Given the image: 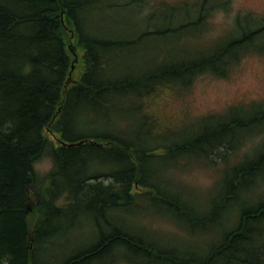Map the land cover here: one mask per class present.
Segmentation results:
<instances>
[{
  "label": "trees",
  "instance_id": "16d2710c",
  "mask_svg": "<svg viewBox=\"0 0 264 264\" xmlns=\"http://www.w3.org/2000/svg\"><path fill=\"white\" fill-rule=\"evenodd\" d=\"M133 5L132 11L143 7L141 0H0V264H264V201L225 222L231 230L214 229L222 241L207 251L190 247L193 228L217 222L247 176H264V147L245 160L209 213L184 203L179 181L148 169L155 160L181 169L186 158L225 159V148L231 153L240 143L236 131L262 127L264 112L226 124L225 117L209 116L185 136L160 130L142 109L199 74H225V59L252 47L264 30L239 35L199 60L145 64L119 77L114 63L160 32L136 23L134 31L114 35L111 25L130 24L115 7ZM194 6L196 19L181 30L201 29L214 9ZM78 49L83 56L75 63ZM45 156L53 168L41 177L35 165ZM155 219L176 224L184 240L159 242L163 231L148 227Z\"/></svg>",
  "mask_w": 264,
  "mask_h": 264
},
{
  "label": "rangeland",
  "instance_id": "374dc122",
  "mask_svg": "<svg viewBox=\"0 0 264 264\" xmlns=\"http://www.w3.org/2000/svg\"><path fill=\"white\" fill-rule=\"evenodd\" d=\"M120 1L124 0H115L116 3ZM141 1L143 7L137 11H132L137 9L136 5L115 7L116 16L120 15L119 19L124 16L129 19L130 24L115 23L110 26L112 32L114 35L118 32L128 33L127 27L134 31L136 23H140L139 29L145 26L160 32L147 38L143 43L145 46L141 45L131 55L124 53L125 57L114 63L116 70L121 68V71L116 72L119 77L126 75L132 67L140 69L146 66L145 64L155 69L170 62L199 60L239 35L255 32V36L258 29L264 30V0ZM202 3L207 4L209 9L210 5L214 6L207 14V18L205 17V26L201 29L181 30L184 22L196 19L198 13L194 12V5ZM185 7L187 9H184ZM96 16L95 14L92 17ZM70 34L71 43L76 45L77 37L71 31ZM261 42L263 46L259 45ZM74 55L77 63L83 52L78 49V54ZM229 56L233 58L228 57L229 62L225 59L227 63L225 74L217 75L210 72L199 74L188 87L166 89L148 103L145 101L142 109L157 118L160 130L177 129L180 135L185 136L190 132L193 135L198 122L209 116L225 117L226 124L233 117L241 116L245 121H249L255 111L264 112V34L249 49L237 50V53ZM80 73V70L77 71V75ZM236 133L241 134L238 139L242 143L240 142L238 148L231 153L225 148V159L216 157L202 162L196 158L192 161L186 158L180 162L181 169H174L165 162L155 160L149 163L148 169L163 171L165 177L179 181L178 193L184 203L197 211H200L198 207L202 206V211L209 213L212 204L218 202L224 193L226 196L245 160L246 163L250 162L254 158L252 156L260 151V147L261 149L264 147V125L261 127V123L238 129ZM228 139L233 143V147L237 145L236 138L231 136ZM52 168V160L47 156L36 164V172L41 177L46 176ZM242 182L234 193V199L221 212L217 222L208 226L192 227L191 249L201 247L205 252L213 244H218L222 241V232L214 229L220 230L223 225L225 232L231 230V225L225 227V222L234 221L235 216L240 218L247 208L264 201V176L261 177L260 172L251 173ZM148 227L152 230H162L168 235L163 239L164 235L156 234L159 242L163 244H177L184 240L183 231L167 220L149 221ZM250 256L254 261L257 259L255 252ZM116 264L129 263L120 260ZM218 264L232 263L226 259Z\"/></svg>",
  "mask_w": 264,
  "mask_h": 264
},
{
  "label": "bare ground",
  "instance_id": "6f19581e",
  "mask_svg": "<svg viewBox=\"0 0 264 264\" xmlns=\"http://www.w3.org/2000/svg\"><path fill=\"white\" fill-rule=\"evenodd\" d=\"M64 28H65L66 32H70V30H71L67 24L64 25ZM71 51H72V49H71ZM75 69H76V67L72 63L71 66H70L69 72H68L69 77L72 78V79H73V77H76V70Z\"/></svg>",
  "mask_w": 264,
  "mask_h": 264
}]
</instances>
